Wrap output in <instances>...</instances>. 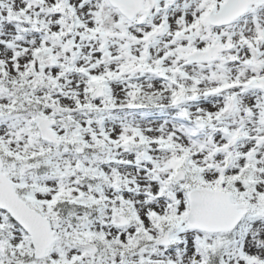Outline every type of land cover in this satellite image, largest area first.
Wrapping results in <instances>:
<instances>
[{"label":"snow or ice","instance_id":"6c2138e0","mask_svg":"<svg viewBox=\"0 0 264 264\" xmlns=\"http://www.w3.org/2000/svg\"><path fill=\"white\" fill-rule=\"evenodd\" d=\"M0 264H264V0H0Z\"/></svg>","mask_w":264,"mask_h":264}]
</instances>
